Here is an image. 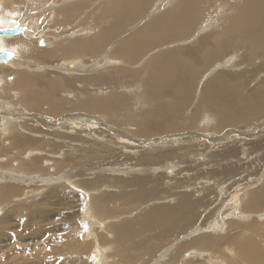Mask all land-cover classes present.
<instances>
[{
	"label": "bare ground",
	"instance_id": "1",
	"mask_svg": "<svg viewBox=\"0 0 264 264\" xmlns=\"http://www.w3.org/2000/svg\"><path fill=\"white\" fill-rule=\"evenodd\" d=\"M16 1L0 0V22L19 16L0 35V95L5 83L24 101L4 94L13 109L0 106V210L28 201L0 214V264H144L143 249L157 240L156 253L168 254L152 264H264V171L237 174L264 147V74H249L261 81L253 87L244 65L264 55V0L236 8L232 0H27L23 9ZM133 13L141 16L128 23ZM143 16L147 24L129 30ZM130 84L161 102L144 107L138 124L113 118L132 101ZM243 118L261 130L228 128ZM120 159L128 176L98 173L97 164ZM112 175L116 185L107 184ZM244 184L255 185L236 195ZM71 193L81 209H48ZM117 203L136 216L111 210Z\"/></svg>",
	"mask_w": 264,
	"mask_h": 264
},
{
	"label": "rangeland",
	"instance_id": "2",
	"mask_svg": "<svg viewBox=\"0 0 264 264\" xmlns=\"http://www.w3.org/2000/svg\"><path fill=\"white\" fill-rule=\"evenodd\" d=\"M28 1H30V0H28ZM33 1H35V0H33ZM19 2V3H18ZM21 2V3H20ZM26 2H27V0H17L16 1V3H18L19 5H20V7H22V9L24 8V4H26ZM232 3H233V6L236 8V6H237V4L239 3V0H232ZM16 6H17V4H16ZM42 6H47V4L45 3L44 5L42 4V5H40L39 7H41L42 8ZM102 6L103 5H101L100 6V8H102ZM27 6L25 5V9H24V11L23 12H25V11H27ZM32 10L33 11H35L34 10V8H32ZM19 12H20V10H16V13L17 14H19ZM38 12H39V10H38ZM13 15H12V18H18L19 16H15L14 15V13H12ZM11 14L10 13H8V17H7V22H0V26L2 27V28H5V27H12V25H15L10 19H12L11 17ZM141 16V14H138V13H133L132 14V16L130 17V19H129V21H128V23H131L132 21H134L136 18H138V17H140ZM10 18V19H9ZM145 18H144V16L138 21V22H136V24L133 26V27H131L129 30H134V29H136V28H138V27H141V26H144V25H146L147 24V22H148V20H145V21H143ZM22 33V32H21ZM23 34V33H22ZM16 36V35H15ZM12 37H14V36H12ZM10 38V37H9ZM15 38V37H14ZM190 44V43H189ZM178 45H184V42L183 43H180V44H177L176 46H178ZM5 48H6V46H5ZM154 48V47H153ZM149 49H151L152 50V48H149ZM162 49H163V47H162ZM232 49H238V51H239V53H246L245 51V48H241V50L239 49V47L237 48V46H236V48H231V50ZM9 50H11V49H9ZM157 52V51H156ZM14 53V52H13ZM223 54H225V53H222L219 57H221V56H223ZM117 56H120V57H124V56H122V55H117ZM151 56H148L147 57V59L148 58H150ZM125 59H126V57H125ZM141 59V58H140ZM140 59H138L135 63H138L139 61H140ZM147 59H145L143 62H145ZM127 60V59H126ZM247 63H245L244 65H245V70H247L249 73H247L246 75H245V77L246 76H248V78H250V80H249V83L250 84H252L253 85V87H255L256 85H260L261 83V81H258V79L257 80H255L256 81V83H255V81L254 82H252L251 83V81H252V79H253V76L251 77L249 74H251V73H253L254 72V69H256V70H260V71H258V74H260V75H262V74H264V64H262V62H264V55H259L256 59H255V61H253V60H251V61H246ZM1 64L3 63L2 61L0 62ZM106 63H110V65H111V62H109V61H106ZM134 63V64H135ZM204 62H203V58H201V60L199 61V65L196 63V65L197 66H199L202 70L205 68V63L203 64ZM116 64V63H115ZM131 64H132V60H131ZM133 64V65H134ZM109 65V66H110ZM143 65V64H142ZM139 66V67H137L138 69V73H139V75L142 77L144 74H146L147 73V70H146V68H144L143 66ZM244 65H242V66H244ZM108 66V67H109ZM241 66V67H242ZM240 67V68H241ZM32 68H33V66L32 65H30L28 68H27V70H29V69H31L32 70ZM261 68H262V70H261ZM262 71V72H261ZM260 72V73H259ZM258 74H256L255 76H254V78H256V76L258 75ZM14 76V75H13ZM50 76H51V74H50ZM15 77V76H14ZM198 78H200V75H198ZM197 78V79H198ZM140 79V78H139ZM139 79H137L136 81L138 82V80ZM17 79L16 78H14L13 80H9L11 83H14L15 81H16ZM124 81H126V80H124ZM127 81H131V79L130 78H128V80ZM234 83L235 82H237V81H233ZM245 81H243L241 84H242V86H245ZM138 85V84H137ZM137 85H131L130 84V87H133V89H130V93H133V96H132V101H130V103L129 104H127L125 107L123 106V108H122V113H120V114H118L116 117H113L114 118V120L116 119V120H124V119H127L126 118V116L128 117V118H134V119H136V116H137V114H140V112H143V111H145V108H147L148 106H150V105H152V104H158V103H161L159 100H155L156 99V97H152V98H149V96L148 95H144V94H142V93H139V94H137L138 92H139V89L138 88H136V86ZM135 88H136V90H135ZM142 88L143 89H145V88H147V85H143L142 86ZM247 88H249V86H247ZM134 90V91H133ZM95 91V90H94ZM132 91V92H131ZM197 92H198V89H197ZM4 94H6V95H9L10 96V102L13 104V105H23L24 104V101H23V99H22V96H21V92H20V90L19 89H14V90H12V91H8L7 90V88H6V85H5V83H4V87L2 88V90H1V95H0V106H4V107H6V108H4L3 107V109H2V112L6 109L7 111H10V110H8L7 108H11V109H13V106L10 104L9 105V103L7 102V101H4ZM134 94H135V96H136V94H137V96L136 97H134ZM143 95V96H142ZM144 96H145V98H144ZM140 97V98H139ZM138 98V99H137ZM143 98V99H142ZM141 99V101L139 102V100ZM135 100V101H134ZM146 100H147V103H146ZM5 103H8V106H5ZM140 104V105H139ZM143 104H144V106H143ZM150 104V105H149ZM146 105V106H145ZM133 106V107H132ZM143 106V107H142ZM126 107H130V109H134V110H127L126 109ZM132 107V108H131ZM145 107V108H144ZM124 111H126V112H124ZM129 113V114H128ZM133 113H136V114H133ZM3 115L5 114V113H2ZM126 114V115H125ZM130 114H132V116L130 115ZM134 115V116H133ZM7 116H10V114H8ZM119 116V117H118ZM262 116H264V114L262 115ZM140 117V116H139ZM165 118V122L166 123H169L170 124V122L171 123H174V122H176L177 120H178V118H171V116H169V117H164ZM168 118V119H167ZM258 118V117H257ZM244 119V118H243ZM243 119H240V120H237V121H235L234 122V126H229L228 128H231V129H239L240 128V130H242V128H245L244 126H249V130L250 131H253V132H259L260 130H261V128H259V127H256L255 129L253 128V127H251V126H254V125H252V121H253V119H251V118H246V119H244V122H246V123H243L242 122V120ZM248 119V120H247ZM139 120H141L140 118H139ZM139 120L138 119H136V120H130L129 119V121L128 122H131V123H139ZM5 122H7L8 124H10V125H12V123H10V120H5ZM236 123V124H235ZM216 124V123H215ZM218 124V123H217ZM244 125V126H241V125ZM17 125H23L21 122H18V124ZM240 125V126H239ZM239 126V127H238ZM253 128V129H252ZM123 129H125V127H123ZM149 130H152L151 128H149L148 129V131ZM224 131V130H223ZM243 131V130H242ZM60 130L59 131H57L56 132V134H60ZM156 132V131H155ZM217 134H218V132H216ZM260 133H262V132H260ZM157 135H161V134H155L154 136H157ZM186 135H188L187 133H186ZM153 136V137H154ZM257 136V135H256ZM249 136H248V139H247V137H244V136H242V138H240L241 139V142L242 143H244V140L246 141V142H248L249 141ZM1 139V138H0ZM244 139V140H243ZM2 140V139H1ZM231 144L233 145L234 143L233 142H230L229 143V145L228 146H231ZM215 145L216 146H219V148H224L225 147V145L224 146H221V144L220 145H218L217 144V142H215ZM236 146L237 145H241V144H239V143H237V144H235ZM49 148V147H48ZM219 148H218V150H219ZM50 150H55V151H53L54 153H56L57 152V154H59L62 150L60 149V148H58L57 150L54 148V147H52L51 146V148H49ZM60 149V150H59ZM220 149V150H221ZM59 152V153H58ZM254 156V157H253ZM240 157H246L244 154H241L240 155ZM202 158V157H201ZM201 158H199L200 159V161L201 160H207L206 159V157H203L202 159ZM254 158V159H253ZM175 159V158H174ZM199 159H196V161L197 160H199ZM156 160H157V158H156ZM248 162H247V161ZM102 161V160H101ZM195 161V162H196ZM226 161L227 160H224V163H226ZM245 161H246V163H244V161H242L241 162V167H240V171L238 170L237 171V174L238 175H240L239 177L240 178H247L248 176L250 177V178H247L248 180L249 179H252V178H254V177H258L259 175L258 174H260V176L259 177H261L262 176V172L264 171V147L263 148H261V149H259L258 151H255L254 153H253V155L252 156H250V157H247L246 159H245ZM1 162V161H0ZM92 162H94V161H92ZM115 164H113L114 166H112V163L111 164H107V162L105 161V162H101V165H100V163L99 164H97V171H98V173H100V174H103V173H105V172H108L109 174H116V175H124L125 174V176H128L130 173L126 170V169H124V170H121V169H123L124 167H125V163H124V161H121V159L119 160V161H115L114 162ZM120 163V164H119ZM122 163V164H121ZM124 163V164H123ZM89 164V162H87V163H85L84 165H88ZM156 164V163H155ZM154 163L153 164H151L153 167H161L164 163H160V164H156L155 165ZM124 165V166H123ZM151 166V167H152ZM53 167V166H52ZM120 167V168H119ZM101 170H100V169ZM137 168H143V167H137ZM210 168V167H209ZM215 168H219L218 166L217 167H215ZM103 169V170H102ZM118 169H119V171H118ZM132 169H134V168H132ZM262 170V171H261ZM96 171V172H97ZM101 171L103 172V173H101ZM125 171V172H124ZM93 172H95V170H93ZM123 172V173H122ZM245 172V173H244ZM259 172V173H258ZM176 173H178V171H176ZM236 173V172H235ZM241 174H242V176H241ZM246 174V175H245ZM248 174V175H247ZM250 174V175H249ZM180 175H178L177 174V178L179 177ZM229 176V178H230V176H231V178H233V177H236L237 175H232V174H229L228 175ZM226 177H227V175H221V177L219 176L218 178H219V180H220V178H221V180L222 181H225L226 180ZM252 177V178H251ZM228 178V177H227ZM114 176L112 175L111 177H110V182L109 183H107V184H109V185H111V184H114V185H116L117 183V181L114 179ZM245 181V180H244ZM243 181V182H244ZM252 181V180H251ZM257 184V183H256ZM255 185V184H254ZM254 185H247V184H244V185H241L240 187L238 186L237 188H236V192H235V194L237 195L239 192V190L240 189H246L247 187H252L253 188V186ZM51 191V188H48L47 190H44L43 191V193H40L41 195H40V197H39V199H41V198H43V196L42 195H44V194H48L49 192ZM42 196V197H41ZM63 196V195H62ZM61 198H63V199H61ZM61 198H53L52 200H51V203H54L53 205L52 204H49L50 205V207H52V208H49L48 207V209H53V208H55V209H58V207H60V208H65L66 207V205L67 204H65V203H68V204H72V205H76V206H78L77 208L78 209H81V207L83 206V201H82V199H81V195H76V196H74L72 193L69 195V194H66L65 195V197L63 196V197H61ZM79 198H80V200H79ZM240 198V196H238L236 199H239ZM67 200L66 202H65V200ZM68 199H69V202H68ZM150 199V198H149ZM149 199H147V200H144V202L141 204L142 205V207L143 206H151V205H146V201H148ZM60 200V201H59ZM21 201H22V203H21ZM28 200H19V201H13V202H11L10 204H7V205H4V204H2V206H3V208H4V212H3V209H1L0 210V214L1 215H3V213L4 214H6V213H10L11 212V210H12V208H14L16 205H19V204H23V202L25 203V202H27ZM81 204H80V203ZM233 202V205L235 204V205H239L240 204V201H232ZM78 203H79V205H78ZM58 205H60V206H58ZM61 205H63V206H61ZM70 205H67V206H70ZM114 205V206H113ZM113 205H110V209L111 210H115V211H118L117 213H119V212H121V213H123V211H125V210H127L128 209V207H129V205H128V203L126 204V203H123V204H120V203H117V204H113ZM12 206H14V207H12ZM80 206V207H79ZM117 206H119L118 208H117ZM145 207H143V208H141L140 209V211L141 210H143V212H145L146 211V209H144ZM147 208V207H146ZM6 209V210H5ZM123 214H128V213H126V212H124ZM122 214V215H123ZM135 215V214H134ZM134 215H131L130 213L128 214V215H126L127 217L125 218V219H128V220H130V219H133L135 216ZM16 216V217H15ZM58 218V216H53L52 217V219H56V218ZM256 218H258L257 216H256ZM123 220V219H122ZM259 220V219H258ZM19 221V219H18V217H17V215H14L13 216V219H12V222L13 223H17ZM260 221V220H259ZM261 222V221H260ZM45 223H46V221H45ZM249 224H245L244 226H243V228H242V226L240 227V229H243V230H249L250 228H253L254 227V225H251V226H248ZM18 227H19V225H18ZM47 228H48V226H44V230H47ZM236 231H239L240 229H237V226H234L233 227ZM255 228V227H254ZM231 232V231H230ZM231 233H233V232H231ZM223 235H225V233L223 232ZM156 240V239H155ZM39 242L40 243H48V241L46 240V239H44V238H41V239H39ZM160 242V240H157V241H155V243H154V245H152V246H150V247H146L145 249H143L144 250V252H146V253H148V254H146L145 256V258H146V263H144V264H152V261L154 260V257H158V259H163V260H165V258H167V254H168V250L166 249V248H164V249H162L161 251H159V252H157L156 253V251L158 250V249H160L161 247L160 246H156V244H158ZM24 243H31L30 241H28V240H26V241H24ZM194 251V250H193ZM0 252H1V250H0ZM194 252H196V250L194 251ZM197 253V252H196ZM149 256H150V258H149ZM185 257V256H184ZM186 258V257H185ZM194 260H195V258H194ZM161 264H165V262L164 261H162L161 262Z\"/></svg>",
	"mask_w": 264,
	"mask_h": 264
},
{
	"label": "water",
	"instance_id": "3",
	"mask_svg": "<svg viewBox=\"0 0 264 264\" xmlns=\"http://www.w3.org/2000/svg\"><path fill=\"white\" fill-rule=\"evenodd\" d=\"M10 32V29L5 28V29H0V35L1 34H8ZM4 57V55L0 54V58Z\"/></svg>",
	"mask_w": 264,
	"mask_h": 264
},
{
	"label": "snow or ice",
	"instance_id": "4",
	"mask_svg": "<svg viewBox=\"0 0 264 264\" xmlns=\"http://www.w3.org/2000/svg\"><path fill=\"white\" fill-rule=\"evenodd\" d=\"M86 227V226H85Z\"/></svg>",
	"mask_w": 264,
	"mask_h": 264
}]
</instances>
